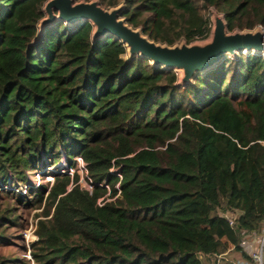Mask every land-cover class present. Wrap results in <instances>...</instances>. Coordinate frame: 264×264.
<instances>
[{"label": "trees", "instance_id": "1", "mask_svg": "<svg viewBox=\"0 0 264 264\" xmlns=\"http://www.w3.org/2000/svg\"><path fill=\"white\" fill-rule=\"evenodd\" d=\"M45 1L0 0V264H200L196 251L237 252L219 212L247 230L264 221V57L224 54L179 87L111 35L91 41L86 21L39 32ZM121 3L130 27L168 46L206 39L211 11L228 32L264 29V0H99ZM62 165L72 173L43 174ZM29 173L50 185L31 186ZM15 204L40 208L28 260L2 252L20 227Z\"/></svg>", "mask_w": 264, "mask_h": 264}, {"label": "water", "instance_id": "2", "mask_svg": "<svg viewBox=\"0 0 264 264\" xmlns=\"http://www.w3.org/2000/svg\"><path fill=\"white\" fill-rule=\"evenodd\" d=\"M123 4L103 8L99 0H47L41 7L42 18L37 28L59 20L66 24L86 21L90 27V39L93 41L104 34L111 35L122 44L126 58L141 56L163 69L172 70L177 76L176 85L181 87L189 83L196 74H202L211 68L224 54L236 56V53H264V33L259 27L250 31L228 32L223 17L210 12L209 34L206 39L187 43L180 41L171 46L154 43L139 29L130 27L121 17Z\"/></svg>", "mask_w": 264, "mask_h": 264}, {"label": "built area", "instance_id": "3", "mask_svg": "<svg viewBox=\"0 0 264 264\" xmlns=\"http://www.w3.org/2000/svg\"><path fill=\"white\" fill-rule=\"evenodd\" d=\"M263 33H264V29ZM264 57V53L262 55ZM75 171H82L84 173L85 186L83 188L91 190V182L86 171L84 170V164L82 160L77 157L75 158ZM70 171V172H69ZM72 169L68 168L65 173L71 174ZM118 179L120 175L116 174ZM78 176V182H79ZM80 183V182H79ZM119 189L117 188L116 195H118ZM102 199L96 201V205H102ZM219 215L227 220V224L238 232L239 239V248L237 252L232 250V247H229L228 250L222 254H207L200 251H196L193 254V257L196 260H199L200 264H212L217 263L219 260L227 261L230 264H264V221L260 223L259 229L257 230H247L245 228L238 227V224L235 222V217L237 216L236 211H225L219 212Z\"/></svg>", "mask_w": 264, "mask_h": 264}, {"label": "rangeland", "instance_id": "4", "mask_svg": "<svg viewBox=\"0 0 264 264\" xmlns=\"http://www.w3.org/2000/svg\"><path fill=\"white\" fill-rule=\"evenodd\" d=\"M210 18V15H209ZM60 163V162H59ZM76 168V165H75ZM68 170L67 167L62 165L60 169H50L49 171L43 172L44 175H53V173L57 174H64ZM70 172V171H69ZM77 174L79 176V182L84 187L85 186V179H84V173L82 171H77ZM27 181L32 186H37V184L49 186L50 182L52 180L51 177H43V175H40L39 173H29L27 174ZM29 177V178H28ZM3 185V184H2ZM2 189H6V186H3ZM14 191L18 192L20 195H24L25 188L22 186V188L18 187ZM10 193V192H7ZM11 194V193H10ZM14 211L19 216V228H10L7 229L5 234L6 236L10 237L11 243L13 244L11 247L7 249H3L4 254H8L9 256L15 257V258H24L25 260H28V252L27 250L22 251L24 247H27V243L34 239V236L32 234L35 218L33 217V214L40 211V208L37 209H25L20 206L14 205ZM29 264H32L29 261Z\"/></svg>", "mask_w": 264, "mask_h": 264}]
</instances>
